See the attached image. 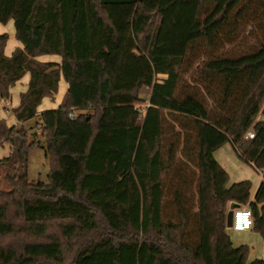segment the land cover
Listing matches in <instances>:
<instances>
[{
    "label": "trees",
    "instance_id": "1",
    "mask_svg": "<svg viewBox=\"0 0 264 264\" xmlns=\"http://www.w3.org/2000/svg\"><path fill=\"white\" fill-rule=\"evenodd\" d=\"M254 3L264 14V0H0V22L14 19L23 45L7 56L9 35L0 34V109L30 73L12 109L18 123L0 117V145L10 146L0 158L9 185L0 189V264H264L248 262L249 245H234L226 220L228 203L250 204L252 230L264 238V41L204 63L201 73L218 82L212 107L178 94L189 53L215 45ZM43 54L62 60L39 61ZM157 74L167 78L155 84ZM61 76L69 88L59 108L38 112ZM168 115L190 127L181 151L198 172L194 212L188 180L168 184L181 147H166ZM226 143L263 174L253 197L250 180L228 184L214 156ZM37 148L50 166L46 182L29 177Z\"/></svg>",
    "mask_w": 264,
    "mask_h": 264
},
{
    "label": "rangeland",
    "instance_id": "2",
    "mask_svg": "<svg viewBox=\"0 0 264 264\" xmlns=\"http://www.w3.org/2000/svg\"><path fill=\"white\" fill-rule=\"evenodd\" d=\"M0 34H8L9 40L6 49H10L15 42H20L16 38L15 33V21L11 19L7 24L0 22ZM264 41V14L262 9L257 3H254L248 9L247 15L244 18H240L237 22H229L225 25V28L221 31L219 37L215 41V45H211L207 41L190 52L187 56V68L183 76L182 82L179 86V96H185L188 92L197 93V96L206 104L209 108L213 106V100L210 92L216 89L218 82L210 81L206 76L201 73L204 63L210 58L214 57H230L236 58L237 56L252 53L258 48L257 42ZM167 76L160 74L156 75L155 84L161 83ZM210 90V91H209ZM143 102L137 104L139 108H144L147 104V98L149 97V89L142 90ZM7 106V100L2 101L1 110L7 113V117L13 116L12 108L8 111L4 110ZM8 107V106H7ZM263 115L260 114L258 119H262ZM179 118L168 115L166 125V147L176 140L181 143V147L177 152L178 162L174 169V174L170 178L168 184L170 186L177 185L179 180L184 177L188 180V183L182 185L183 192L186 193L188 198V206L191 207V211H195L197 208V189L195 186L196 178L198 175L196 164L194 161H189L183 156L181 148L183 147L184 135L190 134V127L182 128L177 122ZM37 118H32L26 123V127L34 131ZM176 121V122H175ZM184 125V124H182ZM193 143H189L191 146ZM10 153V146L8 144L0 145V158L7 156ZM214 156L220 162L222 167L229 173V182H239V180L248 179L252 183V187L256 184L257 180H260L261 172L254 168L252 165L243 160L237 155L233 145L231 143L224 144L221 148L215 151ZM30 168L29 177L32 182H38L40 180L48 181V173L50 166L48 160L45 158V151L42 148L33 149L30 152ZM260 184V182H259ZM9 185L5 178L0 176V189H8ZM255 187L252 188L254 192ZM169 194V193H168ZM173 194H169L167 197V215L168 217L175 216V206L172 203ZM244 206V205H243ZM227 232L231 236L235 246L241 244L249 245L248 262L254 261L258 258L264 257V238L256 230H246L241 232H235L231 227H227Z\"/></svg>",
    "mask_w": 264,
    "mask_h": 264
},
{
    "label": "crops",
    "instance_id": "3",
    "mask_svg": "<svg viewBox=\"0 0 264 264\" xmlns=\"http://www.w3.org/2000/svg\"><path fill=\"white\" fill-rule=\"evenodd\" d=\"M8 42L6 44L5 49L7 48ZM17 47H23L21 42H15V44L10 47V49H6V55L10 56L12 55V53L16 50ZM37 59L39 61H47V62H54V63H59L62 60L61 55H54V54H43L42 56L37 57ZM29 82H30V73L27 72L26 75H24L21 79L18 80V82L11 87L10 90V98L7 100V106L4 107L5 111H8L9 108H15L18 107L20 105L21 102V94L26 92L29 86ZM69 88V84L66 81V79H64L63 76H61L60 78V84H59V90L57 92V94L55 95L54 98L50 97V96H46L44 97V100L42 101V103L38 106V112L42 113L44 110L47 109H58L61 102L63 101L66 92L68 91ZM0 117L2 119H4L7 123V125L9 127H11L12 125H15L18 123V119L15 115V113L13 114L12 117L8 118L7 117V113H5L4 111H2L0 109ZM263 179V174H260V180L256 181V184L254 185L255 190L254 192H252V197L254 196V194L256 193L257 190V186L259 185V182H261ZM253 187V188H254ZM229 204V209L231 207V202L228 203ZM235 231V230H234ZM250 231V230H248ZM235 232H239V231H235Z\"/></svg>",
    "mask_w": 264,
    "mask_h": 264
},
{
    "label": "built area",
    "instance_id": "4",
    "mask_svg": "<svg viewBox=\"0 0 264 264\" xmlns=\"http://www.w3.org/2000/svg\"><path fill=\"white\" fill-rule=\"evenodd\" d=\"M163 82V81H162ZM71 117H75V113H71ZM254 138V130L251 128L244 134V139L250 140ZM254 219L250 204L242 205L236 208L233 213L232 229L235 231L252 230Z\"/></svg>",
    "mask_w": 264,
    "mask_h": 264
},
{
    "label": "water",
    "instance_id": "5",
    "mask_svg": "<svg viewBox=\"0 0 264 264\" xmlns=\"http://www.w3.org/2000/svg\"><path fill=\"white\" fill-rule=\"evenodd\" d=\"M240 206L236 203H231V207L230 209L228 210V213H227V217H226V220H227V227H232L233 225V213H234V210L236 208H239Z\"/></svg>",
    "mask_w": 264,
    "mask_h": 264
}]
</instances>
